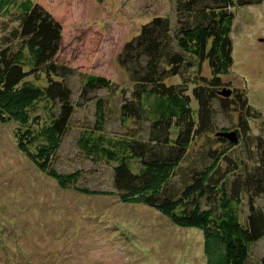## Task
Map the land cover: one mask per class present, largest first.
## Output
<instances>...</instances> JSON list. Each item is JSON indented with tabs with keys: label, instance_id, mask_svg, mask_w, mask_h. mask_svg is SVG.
I'll list each match as a JSON object with an SVG mask.
<instances>
[{
	"label": "trees",
	"instance_id": "1",
	"mask_svg": "<svg viewBox=\"0 0 264 264\" xmlns=\"http://www.w3.org/2000/svg\"><path fill=\"white\" fill-rule=\"evenodd\" d=\"M262 3L174 0L172 16H155L124 45L118 62L132 91L115 113L97 95L117 93L114 81L57 59L63 26L49 10L36 0H0V125L15 123L18 150L60 181L81 176L57 170L76 131V154L109 165L120 197H140L178 226L216 237L221 264H251V248L264 239V137L251 131L250 119L261 115L246 89L226 79L235 13ZM90 106L91 116L80 117ZM219 116L243 142L239 150L219 136Z\"/></svg>",
	"mask_w": 264,
	"mask_h": 264
},
{
	"label": "rangeland",
	"instance_id": "2",
	"mask_svg": "<svg viewBox=\"0 0 264 264\" xmlns=\"http://www.w3.org/2000/svg\"><path fill=\"white\" fill-rule=\"evenodd\" d=\"M36 1L63 26L57 59L118 85L117 93H97L109 99L115 113L132 91L118 62L124 45L155 16L174 14V0ZM235 14L233 67L226 80L246 89L261 115L250 119L251 131L264 137V0ZM208 69L205 64V75ZM77 84L75 79V93ZM92 111L90 106L79 116L90 117ZM217 122L223 133H232L228 120L219 116ZM14 130L13 122L0 125V264H221L216 237L207 240L201 229L178 226L140 197H120L109 165L76 154V131L66 137L57 170L81 176L60 181L18 150ZM233 145L239 150L243 142ZM246 214L245 206L242 220ZM251 256V264H258L264 239L251 248Z\"/></svg>",
	"mask_w": 264,
	"mask_h": 264
},
{
	"label": "water",
	"instance_id": "3",
	"mask_svg": "<svg viewBox=\"0 0 264 264\" xmlns=\"http://www.w3.org/2000/svg\"><path fill=\"white\" fill-rule=\"evenodd\" d=\"M227 96L229 95L228 93H224ZM219 136H222L224 138H227L228 140H230L232 143L237 144L238 143V139L236 138L234 133H221Z\"/></svg>",
	"mask_w": 264,
	"mask_h": 264
}]
</instances>
